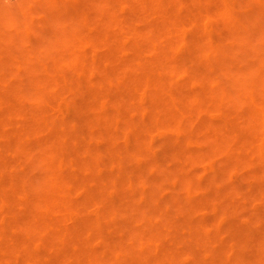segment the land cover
<instances>
[{"label":"bare ground","instance_id":"6f19581e","mask_svg":"<svg viewBox=\"0 0 264 264\" xmlns=\"http://www.w3.org/2000/svg\"><path fill=\"white\" fill-rule=\"evenodd\" d=\"M37 1H16L17 12L24 17L19 34L26 42L37 20ZM256 1L260 6L251 12L246 1L239 5L228 0H108L98 8L80 0L68 22L48 28V40L61 47L55 64L65 61L75 75L72 79L41 65L30 93L10 97L0 92V108L6 110L1 122L31 107L42 111L30 117L34 131L47 132L29 144H18L22 161L0 150V235L17 236L20 229L26 230L19 243L0 244V264H121L124 258L130 264H152V256L158 264H183V259L194 258L203 264L264 262V235L252 228L264 222L261 207L242 225L236 220L228 226L222 223L223 214H232L228 210H218L210 221L194 218V212L203 209L204 196L218 200L226 191L220 181L224 173L218 179L195 177L196 165L211 153L238 155L245 165L255 163L252 155L264 157V101L256 96V90L264 91V0ZM50 2L59 5V0ZM203 11L216 12L227 21L219 34L208 31L204 21L208 15H199ZM138 18L147 20L148 28ZM254 27L256 50L257 42L251 43L256 38L250 39L255 32L248 36ZM92 50L101 53L102 60H92ZM215 67L219 74L207 72ZM222 78L236 83L234 91L225 88ZM108 83L117 91L108 90ZM61 86L83 96L69 122L53 103ZM105 97L112 99L109 107L103 104ZM217 105L221 121L203 120ZM22 113L28 116L27 111ZM101 115L106 148L82 145L84 128L96 124ZM158 128L166 131L161 153L153 150L152 133ZM197 131L199 147L194 146ZM128 133L130 141L121 147L118 140ZM120 148L128 156L112 154ZM139 155L154 158L161 169L174 165L171 178L180 182L186 196L189 252L164 244L166 220L155 212L162 204L163 187L146 179L140 186L144 194L140 192L130 173L146 168L127 164ZM105 166L107 172H102ZM258 197L264 205V192ZM216 200L204 208L223 206ZM194 226L202 231L195 238L200 248L195 253ZM22 246L25 256L17 249Z\"/></svg>","mask_w":264,"mask_h":264},{"label":"rangeland","instance_id":"374dc122","mask_svg":"<svg viewBox=\"0 0 264 264\" xmlns=\"http://www.w3.org/2000/svg\"><path fill=\"white\" fill-rule=\"evenodd\" d=\"M16 1L17 0H0V92L5 93L10 97L17 96L20 92L26 94L30 93L34 87V80L40 72L39 67L41 65H46L58 72H65L70 75L72 79H74L73 76L75 75V71L68 66V63L61 61V64H55L54 60L58 56V53L61 52V47L56 45V42H54V44L51 43L47 37L50 33L48 28H54L59 22H68L67 20L72 18L74 9L73 6H77L78 1L80 0H59V5L52 4L50 0H38L34 4V11L36 13L35 16L37 20L33 23L30 40L27 42L22 38L21 34H19L20 26L24 22V17L17 12ZM88 1L89 4H93L98 8L105 7L108 4V0ZM244 1L248 3L246 7L247 9L252 7L251 12H254V9L258 10L260 6L259 2L256 0H228L229 3H237L239 5H241ZM248 12L250 11H246L245 14ZM205 13L206 11H203L199 13V15L202 18L204 15H208L204 18L208 31L213 35L219 34L221 32V28L227 25V21L222 19V17L216 12ZM18 14L19 20L17 21L15 18ZM53 20H57V22L53 24ZM137 20L140 25L147 27V20L140 18ZM255 29L256 28L254 27L251 30H248V36L255 32L253 36L251 35V40L256 38L257 31H254ZM250 39L248 41L249 43ZM256 40L254 42L251 41L253 44L255 42L258 44L257 45L255 43V50L259 47L258 38H256ZM253 44H249V46H252ZM249 46L247 48H249ZM254 49H252L251 52ZM241 54L240 56L243 55ZM90 55L92 60H102V54L96 50H92ZM245 56L246 55H243V58H245ZM16 59H19L20 62L18 60L16 61ZM207 72L216 75L219 74V69L216 67L210 68L207 69ZM94 74L96 77H100L98 72ZM70 82L72 83L73 81L70 80ZM222 84L226 86V89L234 91L236 83L232 80L224 79ZM83 86L88 89L92 88L90 83H84ZM106 88L112 92L117 91V87L110 83L106 84ZM59 93L60 94L55 98L53 103L56 109L61 113L62 118L66 122H69L72 119L73 112L78 101L81 100L83 96L73 94L72 90L62 86L59 87ZM256 96L260 101H264V91L260 89L256 90ZM27 102H31V100ZM111 103V97L103 98V104L106 107H109ZM196 108L198 109L199 105H196ZM242 108L247 110L248 106H244ZM220 109L221 107L219 105L212 107L210 115H206V117H202V119H209L216 123L220 122L222 118ZM22 111H27L28 116L24 117L25 114L22 113ZM197 111L198 110L194 111V115ZM5 112L6 110H2V108H0V150L10 159L17 158L16 161H22L25 157L16 151L18 144L20 142L29 144V140L35 141L45 137L47 134L45 131H34L36 124H34L33 120H30V117L38 116L42 113V111H38L35 108L32 109L31 107H27L25 110L19 109L18 113L15 114L16 116L13 115L9 118L10 120L6 118V122H1V120L6 116ZM195 116L197 118L199 117L197 114ZM96 119V124L89 125L84 128L86 130V136L82 145H89L103 149L106 148L108 143V138L104 135L103 122L105 121V117L101 115V117L97 116ZM152 134L154 142L153 150H155V153H161L162 147L160 145V141L166 134V131L163 130V128H158ZM11 135H13L12 138ZM20 135L23 136L19 137ZM200 136L201 135L198 132L194 137V146L199 147V145L202 144L199 140ZM130 137L131 135L128 133L126 138L119 139L118 143H121L120 146H124L125 140L130 141ZM27 139L28 141H26ZM112 154H118L124 157L128 156V154L123 151V148H120L116 153ZM251 157L255 159V163L253 165H245L243 163V159H240L238 155L226 157L224 154L211 153L203 161V163L196 165L197 171H195V177L218 179L217 177H219V173H224L226 176L224 177V175H222L223 177L219 180L226 191L224 196L218 197V200H216L212 195H208L206 197L204 196L202 198L204 201L203 209L196 213L194 212V218H203L210 221L215 218L218 210H228L231 211V215H222V223L228 226L234 220H236V222L240 225L245 224L247 217H252L255 213H257L255 209L256 207H261L262 211L260 214L262 213L264 215V205H261L258 199L259 192H264V157L256 158V155H252ZM154 161V158L146 159L144 156L139 155L137 161L128 162V166L135 163L146 168V171L140 174L130 173L131 179L136 182V186L142 194H144V190L141 191L140 186L146 179H148V181L155 180L160 187H163L160 195L162 204L158 206L156 205L157 209L155 210V212L159 213V215L164 217L166 220L165 224L162 226V230L166 232V236H164L162 240L164 244H175L174 248L189 252L191 248L188 240H190L192 236L190 235V228L187 223L189 220L186 215L187 212L186 210L184 211L185 207H183L186 196L180 192V182L177 179L171 178L174 165L168 164V166L164 169H161L157 167L158 162L156 163ZM146 162L148 164H146ZM107 169V166H105L102 172H107ZM37 176H39V173H37ZM195 192L200 193L201 191H196L195 189ZM214 200L223 202V206L220 205V207L204 208L205 203L207 205L208 203L214 202ZM175 222L181 225L177 229L173 225ZM134 226V224L132 226H128L125 230L128 232L130 228ZM252 228L254 232L256 231L261 235H264V222L262 223V226L253 224ZM199 232H202L201 229L194 226V253L200 251L199 246L196 245L195 242V238ZM225 234L226 233H224V235ZM24 236H26V230L24 228L20 229V233L17 236L0 235V244H17L19 243L18 241L24 238ZM17 249L20 255L25 256V247H18ZM256 250L257 248L252 246V251ZM249 255L250 253L247 256ZM252 257L253 255L250 256V258ZM24 258L25 257L22 259ZM150 259L152 264H158L155 262V256L150 257ZM183 260V264H203L200 258H194V261L186 259ZM237 260L243 261V258L237 257ZM121 264H130L129 259H122ZM259 264H264V262L262 261Z\"/></svg>","mask_w":264,"mask_h":264}]
</instances>
